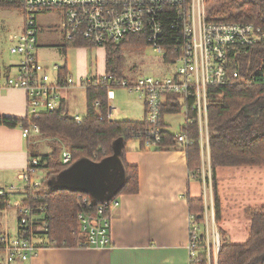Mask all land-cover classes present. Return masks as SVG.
<instances>
[{"label":"built area","instance_id":"1","mask_svg":"<svg viewBox=\"0 0 264 264\" xmlns=\"http://www.w3.org/2000/svg\"><path fill=\"white\" fill-rule=\"evenodd\" d=\"M9 1L22 11L24 22L22 30L10 37L9 52L18 57L16 72L0 76V87L21 89L25 92L27 119L55 111L61 104L60 88L78 85L85 89L88 86L86 78L76 82L70 75L61 77L60 65L49 66L39 61L36 14L40 12L52 9L62 12L61 27L67 41L83 39L93 46L105 47L108 43H128L133 37H140L147 45L161 53L162 58L168 50L176 53L173 61L164 63L173 69L165 75L123 79L119 85L144 102L147 126L142 134L146 148L155 147L161 142L164 132L161 108L166 96L178 95L179 100L184 101L183 125L197 124L202 156L201 168L190 176L193 179L200 178L198 173L202 172L205 149L209 152L208 89L239 81L234 80L238 78L237 72L231 75L227 72L229 52L264 43V30L260 26L215 21L208 16L205 0ZM167 28L172 30L170 37L166 36ZM94 77L95 83H99L101 79H111L110 75L105 74ZM245 81L250 82L247 78ZM190 111H193L192 115ZM107 116L112 119L113 113L109 111ZM73 117L76 122L81 121V117ZM20 127L23 137H28L30 133L39 134V128L33 123ZM174 135L176 147L181 150L194 142L192 130L188 127ZM58 157L60 163L68 164L71 160L68 148L62 146ZM39 164L38 157L29 155L27 167L20 173L24 200L17 206L16 232L10 236L0 235V262L3 264L29 260L41 245L37 242L47 240L48 214L41 193L45 190L44 181L53 170L44 169L45 174L41 180L32 181V173ZM203 187L205 204V184ZM15 189V185L0 187V195L8 196ZM117 207L116 198L102 202L82 198L78 202L79 233L74 238L75 245L92 248L111 246V219ZM201 240V227L190 215L187 247L191 264H196ZM204 242L208 264H212L213 250L205 226ZM218 249L219 243L214 249L215 264Z\"/></svg>","mask_w":264,"mask_h":264},{"label":"trees","instance_id":"2","mask_svg":"<svg viewBox=\"0 0 264 264\" xmlns=\"http://www.w3.org/2000/svg\"><path fill=\"white\" fill-rule=\"evenodd\" d=\"M216 8L215 0H205L212 6L207 10L211 19L219 22H241L260 26L264 30V0H221ZM226 4V6H224ZM0 9H18L9 0H0ZM47 11V10H45ZM44 11V12H45ZM170 37L172 30H165ZM65 40V39H64ZM167 45V44H166ZM88 41L78 39L64 41L60 51L63 55L69 48L91 47ZM146 42L140 37H133L129 43H108L105 49V75L111 79L95 83L94 76L87 77L86 112L80 122L70 116L61 102L52 112L41 113L38 117L27 119L0 115V125L26 127L29 123L39 128L38 136L52 140L51 153L30 151V156L39 158L36 168L53 170L50 175L58 174L69 165L89 159L101 161L113 153V143L122 139H138L144 146L143 130L147 123L127 119H110L109 92L119 87L120 81L128 79L123 72L124 48H143ZM168 49L169 46H166ZM176 53L170 50L162 58L163 63L171 62ZM227 72L238 73L239 80L208 89V131H209V166L212 184L214 220L222 219V203L217 189L216 170L219 167H264V43H256L243 49L229 52ZM59 75H68L66 65H60ZM98 76V75H96ZM253 80H251V78ZM249 79L250 82L245 80ZM189 102V101H187ZM184 101L178 95H167L161 108V122L166 127L165 116L183 110ZM193 114V111H190ZM192 130L194 142L184 149L189 174L197 173L202 165L197 124L183 125ZM64 145L71 154L68 164L58 161L59 146ZM158 150H171L176 147L174 133L164 130L161 142L153 147ZM126 179L117 193L133 194L138 191V171L136 166L126 165ZM199 174V173H198ZM201 181L200 178H198ZM202 182V181H201ZM43 202L48 214L47 242L51 245L76 247L74 238L79 233L77 220L78 202L88 198L79 190L68 188L43 190ZM8 197L0 195V212L7 208ZM190 215L201 227L202 240L198 247L196 264H208L204 242L205 204L203 196L188 198ZM249 219V233L244 242L229 241L219 229L221 242L217 252V264H264V203L258 206L248 205L244 210ZM211 251V250H210ZM1 264V263H0Z\"/></svg>","mask_w":264,"mask_h":264},{"label":"crops","instance_id":"3","mask_svg":"<svg viewBox=\"0 0 264 264\" xmlns=\"http://www.w3.org/2000/svg\"><path fill=\"white\" fill-rule=\"evenodd\" d=\"M21 25L17 33L22 30ZM11 35L13 34L8 35V40ZM38 40L37 29V47ZM74 49L79 57L78 64H68L67 61L64 64L68 75L75 76L74 80L78 82L85 78L82 60L80 61L84 48H72ZM103 52L104 62L99 67L103 72L100 75L106 69L105 49ZM17 62V56L10 52L5 55L0 49V76L15 74ZM78 88L81 87H62L59 92L67 113L82 117L86 112V99L84 113H81V104L76 102ZM113 97L112 90L109 92V108L114 117L123 115L119 119L135 121L145 118L142 99L137 97L141 107L134 111L131 107L125 110L110 105ZM26 110V94L23 90L0 87V115L24 118ZM173 115L165 116L167 126L164 130L176 133L181 130L184 120L173 130L171 120L167 119V116ZM36 136L38 135L30 133L28 137H23L20 125H0V187L16 186L15 191L7 196V208L0 212V235L10 236L16 232L17 206L24 200L20 173L27 167L30 151L40 152L38 144L35 145V139H38ZM113 148V153L101 161L82 159L69 165L62 171L64 180L60 184L65 188H77L95 202L112 198L118 200V207L111 219L112 245L103 248L63 247L43 240L37 242L41 245L34 256L15 264H191L187 247L190 230L188 198L203 196L204 187L199 179L191 178L184 150L146 148L138 139H118L113 143ZM51 151L52 149L47 153L50 154ZM126 165L136 166L138 171V191L133 194L117 193L126 179ZM95 168L100 170L98 175L95 174ZM55 175H50L44 181L45 190H51L49 179ZM10 215L15 218L11 223L8 220ZM211 259V263L215 264L213 251Z\"/></svg>","mask_w":264,"mask_h":264},{"label":"rangeland","instance_id":"4","mask_svg":"<svg viewBox=\"0 0 264 264\" xmlns=\"http://www.w3.org/2000/svg\"><path fill=\"white\" fill-rule=\"evenodd\" d=\"M215 1L216 8L223 3L221 0ZM211 6L212 3L210 5L205 3L206 11ZM224 6H226V4H224ZM62 20V12L57 9L47 10L36 15V25L39 35L37 54L41 63L52 66L54 64L62 65L66 61L68 64H75L76 62L78 64L79 62V57L74 52L75 49L72 50V48H69L66 55H63L60 51L65 41L63 37L64 32L61 27ZM23 22L24 18L21 10L0 9V49L5 55L8 54L9 51L7 50H9L11 43L10 40H8V35L17 33L20 25H23ZM103 49V46L84 48L83 55H80V61L82 60L85 78L96 76L97 74L100 76L103 72V70L100 69L104 62ZM122 53L125 58L123 72L128 79L132 80L141 76H163L170 70H173L171 69L172 67L163 63L161 53L155 51L150 45L135 49L124 48ZM50 75L53 76V73L50 72ZM73 79L76 80V77L73 76ZM112 90L114 92V97L110 105L112 104L119 109L125 110L131 107L134 111H137V109L141 107L137 96L134 93H130L124 87L119 86ZM76 92L78 94L76 102H80L82 107L81 113H84L86 99L85 89L81 87L76 89ZM114 118H123V115ZM167 119L171 120L172 129L176 130L178 123L184 120L183 110L179 113H175L173 116H167ZM36 137L38 139H35V145L38 144L37 148L40 152L47 153L49 150L53 149L51 138ZM62 146L64 145L59 146V150ZM203 156L204 165L202 167V172H200L198 176L202 183L205 184L206 213L204 226L205 228L207 227L210 246L214 253V249L217 248V243L220 244L221 242V236L219 234L220 228L229 241L241 243L246 240L249 233V219L245 215L244 210L248 205L258 206L264 203V167L225 166L217 168V189L222 203V219L219 223H216L214 220L212 200L213 193L209 166V152L206 149ZM44 174V169L36 168L32 173L31 180L40 181ZM13 219L15 218L11 215L8 218L10 223ZM10 233L13 234L12 232Z\"/></svg>","mask_w":264,"mask_h":264},{"label":"water","instance_id":"5","mask_svg":"<svg viewBox=\"0 0 264 264\" xmlns=\"http://www.w3.org/2000/svg\"><path fill=\"white\" fill-rule=\"evenodd\" d=\"M78 162V161H77ZM75 162V163H77ZM74 163V164H75ZM71 167V166H70ZM98 168H95V174L98 175V173L100 172V170H97ZM64 174V172H60L59 174H56L53 178H50V189L51 190H55V189H63L65 187H62L60 184L62 183V181L64 180V177H62V175ZM58 184V185H56ZM68 189H73V190H78L77 188H68ZM104 201V200H103Z\"/></svg>","mask_w":264,"mask_h":264}]
</instances>
